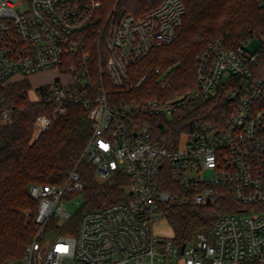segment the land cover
I'll list each match as a JSON object with an SVG mask.
<instances>
[{"label": "built area", "instance_id": "1", "mask_svg": "<svg viewBox=\"0 0 264 264\" xmlns=\"http://www.w3.org/2000/svg\"><path fill=\"white\" fill-rule=\"evenodd\" d=\"M102 7L103 0H0V93L16 76L55 71V83L38 88L33 100L49 111L38 116L35 138L68 104L81 105L93 127L88 163L111 182L128 178L125 201L85 211L76 226L65 205L84 188L76 169L62 185H32L37 211L25 217L35 218V236L21 259L5 264L264 262V54L250 53L249 40L230 47L217 39L198 54L196 85L184 94L125 100L111 91L139 90L152 73H163L151 68L136 77L130 67L180 35L185 7L160 0L136 16L116 5L106 52L100 44L91 50L87 36ZM215 99L222 113L201 115L202 104ZM3 101L0 95L1 107ZM8 119L4 109L2 122ZM218 199L228 205L212 229L185 248L175 234H157L167 205L205 207ZM52 219L62 229L54 238Z\"/></svg>", "mask_w": 264, "mask_h": 264}, {"label": "trees", "instance_id": "2", "mask_svg": "<svg viewBox=\"0 0 264 264\" xmlns=\"http://www.w3.org/2000/svg\"><path fill=\"white\" fill-rule=\"evenodd\" d=\"M159 2L103 0L98 18L87 35L90 49L97 50L100 44L102 51L106 52L105 45L111 31L109 17L116 5L139 16L158 6ZM183 4L185 15L180 35L170 44L152 49L140 64L130 67V72L140 70V75L152 66H160L164 72L170 73L169 88L182 93L196 85L195 56L210 42L223 39L226 45L236 47L257 38L262 42L258 50L261 59L264 54V0H183ZM160 77L151 79L157 92L165 88ZM104 81L107 85L105 76ZM148 85L144 83L139 90L127 93L111 92L122 99L133 100L137 99L141 89L146 94ZM31 88L26 80L10 85L0 93L4 100L0 106L1 114L4 109L9 111L8 121L0 122V264L21 257L35 236V218L27 221L25 217V211H37L38 202L29 195L32 185H62L69 173L76 169L84 185L83 190L77 193L84 194L86 209L75 217L74 226L85 211L101 209L128 198L123 189L128 178L119 177L111 183L101 184L96 179L95 167L87 162L85 150L93 127L81 105L68 104L67 113L59 116L47 132L35 139L34 123L39 115L49 114V111L30 99ZM153 97L154 93L148 92L145 98L138 100ZM217 102L215 99L202 104L200 114L222 113L221 107H216ZM188 118L185 116L182 121ZM155 120L168 122L164 117ZM180 124L177 123L172 131L173 137L180 133ZM163 133L158 132L159 135ZM227 205L225 199H218L214 205L205 207H195L191 203L167 205L166 216L174 228L175 243L185 245L192 242L190 240L198 233H208ZM57 230H60L58 222L50 220L48 233Z\"/></svg>", "mask_w": 264, "mask_h": 264}, {"label": "rangeland", "instance_id": "3", "mask_svg": "<svg viewBox=\"0 0 264 264\" xmlns=\"http://www.w3.org/2000/svg\"><path fill=\"white\" fill-rule=\"evenodd\" d=\"M128 1L129 0H125V2H128ZM260 47H262V42L259 39H257V38H252L249 41V43L247 44V50L250 53H254L255 51L259 50ZM199 53H200V51L195 56V64L194 65H196V58H197ZM151 68H160L163 71V73L162 74H158V75L152 73L150 75L149 79L145 82V83H149V85L147 87V93L146 94L143 93V91L141 89L140 93H138V95H137V99H139V98L142 99L143 97L145 98V96L148 94V92L149 93H154V97L153 98L167 99V98L180 96V95L184 94L187 90L191 89V88H188L186 91H184L182 93H180L177 90L174 91L175 89L169 88V86L171 85L170 73H168L167 71L164 72V68H161L160 66H156V67L152 66V67H150V69ZM194 69H195V66H194ZM134 73H136L135 76L137 77L139 75V73H141V71L140 70H136ZM153 76L155 78L161 76L160 77V83H161L162 87H165L164 89H160V91L157 92V89H155L153 87V83H152L153 80H151ZM56 78H57L56 72L55 71H51V72H47L44 75L39 76L38 78H35V79L32 78L30 82H31L32 86H39L38 88H40V87H42L44 85H53L55 83V81H56ZM24 81H26V80L21 77V80H19L18 82H15V83H22ZM15 83H10V84L7 85V87L12 85V84H15ZM36 90L37 89L35 87L33 91H36ZM36 92L38 93V90ZM7 121H4L3 123H5ZM34 126H35V123H34ZM35 139H38V138H35ZM96 179L101 184L111 183V177L107 178V179L106 178H102L97 173H96ZM65 205H66V208L69 211L70 215L72 217H77L82 211H84L86 209V200H85L84 194L83 193H73V194H71L70 196H68L67 200L65 201ZM36 229H37V227H36ZM61 232H62V229L60 228V230L54 231L52 233H49V235H50L51 238H54L57 235L61 234ZM157 232H158L157 233L158 235H162V236H173L175 234L174 228L172 227V225L170 224V222L168 220H166V221L162 220L160 222V227L157 230ZM24 251H25V249H24ZM23 254H24V252H23ZM21 257H19L17 259L19 260V259H21Z\"/></svg>", "mask_w": 264, "mask_h": 264}, {"label": "crops", "instance_id": "4", "mask_svg": "<svg viewBox=\"0 0 264 264\" xmlns=\"http://www.w3.org/2000/svg\"><path fill=\"white\" fill-rule=\"evenodd\" d=\"M46 73H47V72H46ZM46 73H41V74L33 75V76H30V77H28V78H24V79H25V80H28V81L30 82L32 78H33V79L38 78L39 76L44 75V74H46ZM56 75H57V73H56ZM57 77H58V75H57ZM56 79H57V78H56ZM19 80H21V77H20V76H16V77H14V78H12V79L10 80V83H15V82H18ZM30 84H31V82H30ZM31 86H32V84H31ZM35 87H36V89H38L39 86H32L31 90L29 91V96H30V99H31V100H35V99L38 97V94H37V92H36L37 90H36V91H33ZM0 122H2V114H1V110H0ZM159 227H160V225H158V227H157L156 230H158Z\"/></svg>", "mask_w": 264, "mask_h": 264}, {"label": "water", "instance_id": "5", "mask_svg": "<svg viewBox=\"0 0 264 264\" xmlns=\"http://www.w3.org/2000/svg\"><path fill=\"white\" fill-rule=\"evenodd\" d=\"M183 248H185V245H183Z\"/></svg>", "mask_w": 264, "mask_h": 264}]
</instances>
